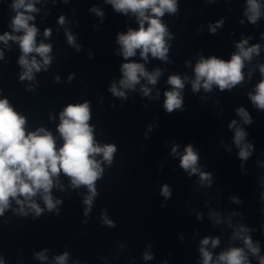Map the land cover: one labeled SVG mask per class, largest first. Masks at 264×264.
Segmentation results:
<instances>
[{"label": "clouds", "instance_id": "1", "mask_svg": "<svg viewBox=\"0 0 264 264\" xmlns=\"http://www.w3.org/2000/svg\"><path fill=\"white\" fill-rule=\"evenodd\" d=\"M113 8L120 13L127 15L129 12L137 17L139 28L128 29L127 33L118 34L117 42L121 47V55L127 60L136 55L140 50V56L147 60L149 53L152 57L161 60H167L169 45L166 37L171 38L167 26L162 22L161 17L165 13L174 14L178 10L177 0H107ZM35 0H13L11 7L16 11L12 18L11 28L13 32H23L16 36L8 32L0 35V41L7 44L9 40L19 43L21 56L19 64L24 71L19 79L33 80L34 71L39 72L42 68L47 70L52 57L49 53L52 50L50 44L41 42L36 43L38 29L30 25L29 21L34 17L29 13L38 11L34 6ZM248 10L246 15L248 20L255 24L261 15L258 0H247ZM97 15L103 16L98 8H93ZM64 17L61 16L59 23L63 24ZM223 21L215 26L210 25V32L215 33ZM147 23V27L145 24ZM44 35H50L49 30H45ZM68 43L75 45V38L68 34ZM248 41L241 40L237 45L238 51L233 53L228 61L221 60L216 56L207 59L201 57L196 63L194 72L195 79L192 80L193 92L199 91L202 87L205 91H211L213 85L223 91L231 89L244 80L242 69L245 61L251 60L254 54H259L260 45L245 47ZM36 53L42 61H38L35 56L29 59V54ZM0 58H3V52H0ZM122 78L119 84L122 89H134L135 85L143 77L151 85L157 83L161 75L159 69L149 73L141 63L128 62L121 65ZM261 81L256 85L255 94L249 93L250 99L255 107L264 110V65L260 66ZM72 77L70 76L69 79ZM57 79H59L57 77ZM179 75L170 76L168 84L172 86L171 91L164 93V109L167 113H172L176 109H181L183 98L181 90L184 88V81ZM109 91L113 96L126 98L125 92L117 88L113 83ZM145 95L150 89L143 87ZM237 114L243 119L245 124H251L252 119L244 108H238ZM60 123L57 131L63 140V144L57 147L56 140L51 132L44 128H38L35 131H26V118L14 110L7 98L0 99V216L10 207V201L15 200L20 208L17 210L20 214L27 215L24 205L35 213L38 217L44 211L36 202L35 197L39 195L49 212L53 210L59 212L56 208L61 201L54 199L51 192L58 186V178L61 173L70 178L71 186L79 188L85 186L88 189V195L83 203L85 207L84 214L88 215L91 211L94 198L97 196L96 181L101 178L104 169L101 167V161L96 159L97 155L102 154V159L111 165L113 155L117 151L114 144H105L100 146L96 143L93 135V127L89 124L91 111L89 102L82 104H69L59 114ZM235 129L234 142L239 148V159L246 161L252 155L253 145L242 143L247 133L237 126L233 120L229 126ZM178 145H174L172 153L176 154ZM199 155L192 144L185 147L180 156V167L188 172L189 175L199 174L200 183L211 184L212 174L201 172L198 167ZM161 195L166 199L171 196L169 186L165 184L161 189ZM264 198V193L261 194ZM21 197L23 199H21ZM235 200L236 198H232ZM238 202V201H237ZM164 207V205H161ZM215 215V213H213ZM199 218V217H198ZM102 222L109 227H115L113 221L106 215L102 217ZM217 217L216 223H219ZM251 230L240 225L233 233V239L243 241L244 247H230L221 252L215 260L212 253L207 249L211 244L213 248L219 245L218 238L205 237L201 241L200 253L202 264H250L248 253L256 257L259 264H264V256L260 255L259 242L253 243L248 233ZM247 250V251H246ZM47 251V250H45ZM40 260H46L44 252L36 253ZM68 253L55 257V264H66ZM144 259H152L151 255L145 254Z\"/></svg>", "mask_w": 264, "mask_h": 264}]
</instances>
